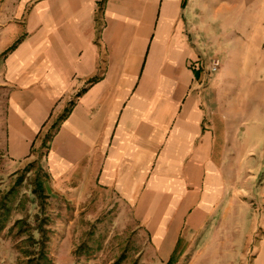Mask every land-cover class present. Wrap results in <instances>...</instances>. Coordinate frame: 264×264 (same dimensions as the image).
<instances>
[{"label":"crops","instance_id":"1","mask_svg":"<svg viewBox=\"0 0 264 264\" xmlns=\"http://www.w3.org/2000/svg\"><path fill=\"white\" fill-rule=\"evenodd\" d=\"M30 6L24 25L6 17L0 34L11 158H27L36 137L67 110L48 142L54 188L96 182L135 199L159 150L161 165L182 169L184 192L173 198L189 205L190 184L199 197L201 185L189 174L208 166L217 119L210 113L223 116L221 102L232 87L226 74L261 69L252 64V51L264 47V0H36ZM12 11L10 5L5 16ZM243 53L247 64L238 61ZM210 57L220 60L214 73L206 67ZM211 93L219 100L214 111L207 105ZM64 136L72 138L70 156L61 151ZM206 231L212 234L198 253L202 264L221 256V230ZM255 249L249 264H264V238Z\"/></svg>","mask_w":264,"mask_h":264},{"label":"rangeland","instance_id":"2","mask_svg":"<svg viewBox=\"0 0 264 264\" xmlns=\"http://www.w3.org/2000/svg\"><path fill=\"white\" fill-rule=\"evenodd\" d=\"M35 1L23 6L21 0H0V34L6 17L24 25ZM10 5L13 11L5 16ZM260 49L252 51V64L260 70L227 72L232 87L221 102L223 116L214 111L219 100L212 93L209 96L207 105L214 111L210 115L216 113L217 119L212 120L205 155L208 166L189 174L201 185L199 197L189 185V205L173 198L184 192L178 182L182 169L170 161L161 165L157 158L163 151L159 150L143 170L142 192L135 199L96 182L54 188L46 144L58 120L36 137L27 158L13 160L6 120L8 88L0 73V212H6L0 229V264L25 263L26 251L32 247L28 237H41L35 229L38 222L45 229L42 237L47 239L49 264H202L198 253L212 234L206 230L214 225L221 230V256L206 264H249L264 238V47ZM3 58L1 53L0 68ZM237 58L249 63L244 53ZM224 115L229 121H224ZM205 122L208 129L209 120ZM71 143L72 138L64 136L61 151L68 156ZM160 178L164 184L157 183ZM146 192L149 197L143 199ZM157 237L164 240L158 242ZM259 250L261 257L263 250Z\"/></svg>","mask_w":264,"mask_h":264},{"label":"trees","instance_id":"3","mask_svg":"<svg viewBox=\"0 0 264 264\" xmlns=\"http://www.w3.org/2000/svg\"><path fill=\"white\" fill-rule=\"evenodd\" d=\"M13 47H14V45L9 47L7 50H11ZM66 114H67V110L60 116L58 121H61L62 119H64ZM50 139H48V142L50 141ZM48 142H47V144L45 142L47 148H48ZM1 215H4V217H3V220L2 219L0 220V229L2 227H4V225H5L4 223L6 220V212L5 211H3V213L0 212V217H1ZM35 229L38 231V233L41 235V237H40V239H35L33 236L28 237V241H30V244L32 247L26 251L27 252L26 258L27 259H26L24 264H49L50 258L47 255L46 246H45V242L47 241V239L46 238L44 239V237H42V235H44V233H45V229H42L41 223H39V222L37 223V226L35 227ZM83 247L84 246L81 245L76 250H80ZM81 252H83V251H81ZM170 258H171V256H170ZM170 258H169V261H170Z\"/></svg>","mask_w":264,"mask_h":264},{"label":"built area","instance_id":"4","mask_svg":"<svg viewBox=\"0 0 264 264\" xmlns=\"http://www.w3.org/2000/svg\"><path fill=\"white\" fill-rule=\"evenodd\" d=\"M220 65V60L217 57H211L207 62V70L209 73H214L218 70Z\"/></svg>","mask_w":264,"mask_h":264}]
</instances>
